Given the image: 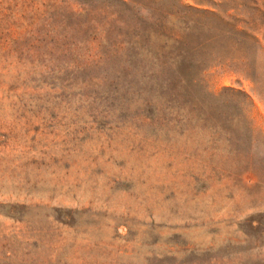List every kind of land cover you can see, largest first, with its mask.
Wrapping results in <instances>:
<instances>
[{
  "label": "rangeland",
  "instance_id": "374dc122",
  "mask_svg": "<svg viewBox=\"0 0 264 264\" xmlns=\"http://www.w3.org/2000/svg\"><path fill=\"white\" fill-rule=\"evenodd\" d=\"M0 264H264V0H0Z\"/></svg>",
  "mask_w": 264,
  "mask_h": 264
}]
</instances>
